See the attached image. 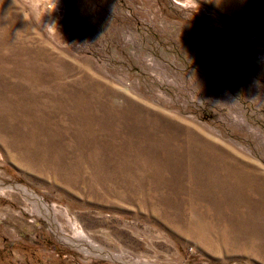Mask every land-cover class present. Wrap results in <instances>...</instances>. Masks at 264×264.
Instances as JSON below:
<instances>
[{
    "label": "rangeland",
    "instance_id": "1",
    "mask_svg": "<svg viewBox=\"0 0 264 264\" xmlns=\"http://www.w3.org/2000/svg\"><path fill=\"white\" fill-rule=\"evenodd\" d=\"M0 77V264H264V0H0Z\"/></svg>",
    "mask_w": 264,
    "mask_h": 264
},
{
    "label": "trees",
    "instance_id": "2",
    "mask_svg": "<svg viewBox=\"0 0 264 264\" xmlns=\"http://www.w3.org/2000/svg\"><path fill=\"white\" fill-rule=\"evenodd\" d=\"M1 237V236H0ZM1 240V239H0ZM2 241V245H1V247H0V255L1 254H3V253H5L6 251H7V247H10V245H12V242H7V240L6 239H2L1 240ZM14 245V244H13ZM25 248H26V251H28L31 247L29 246V245H25L24 246V250H25ZM8 252H9V250H8ZM36 254H34V256H35ZM36 257V256H35ZM36 260L38 261V262H40V259H38V258H36Z\"/></svg>",
    "mask_w": 264,
    "mask_h": 264
},
{
    "label": "bare ground",
    "instance_id": "3",
    "mask_svg": "<svg viewBox=\"0 0 264 264\" xmlns=\"http://www.w3.org/2000/svg\"><path fill=\"white\" fill-rule=\"evenodd\" d=\"M2 82H3V79H1V77H0V85L2 84ZM4 93H5V92L3 91L2 94H4ZM4 121H6V122H9V121H10V122H11V118L7 115L6 118H4ZM41 148H42V147H41ZM41 154H42V152H41ZM41 154H40V155H41ZM49 156H50V155H48V154L45 153L44 158H45V157H49ZM252 203H253V202H252V199H249V204H250L251 206H252ZM262 210L264 211V209H262Z\"/></svg>",
    "mask_w": 264,
    "mask_h": 264
}]
</instances>
